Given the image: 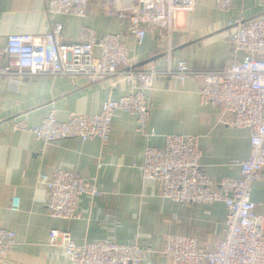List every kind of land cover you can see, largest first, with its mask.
<instances>
[{
  "label": "crops",
  "instance_id": "1",
  "mask_svg": "<svg viewBox=\"0 0 264 264\" xmlns=\"http://www.w3.org/2000/svg\"><path fill=\"white\" fill-rule=\"evenodd\" d=\"M48 1L0 0V47L11 34L43 35L56 24L62 25L65 42H74L82 28H92L98 37L119 35L133 66L158 71L152 89L144 91L155 135L147 140L137 131L136 118L119 111L112 117L106 145L98 139L43 142L30 133L11 132L12 122L34 128L51 111L60 122L72 114L99 113L105 101L116 100L129 89L119 84L113 90L107 81L92 84L51 76L26 77L15 87L0 77V228L15 233V245L0 264H68L59 248L49 244L52 229L67 230L76 244L114 240L146 245L155 251L148 264H169L159 253L168 235L190 236L200 248L214 249L225 230L224 204L163 199L156 183L143 179L137 167L147 145L162 148L166 135L179 134L198 138L200 165L208 177L216 181L239 177L237 164L249 154V131L225 126L216 108L200 104L198 73L221 70L231 61L229 24L264 17V4L231 0V10L222 12L215 8V0H195L192 12L178 13L169 40L148 32L139 44L128 34L125 21L102 12L105 0H90L84 18L50 15ZM181 60L194 73L182 85L166 75ZM59 169L95 180L101 193L99 198L79 200L77 220L66 222L46 214L47 191L38 184V176ZM13 197L19 198L17 212L10 209ZM251 200L255 213L264 217V169L253 185Z\"/></svg>",
  "mask_w": 264,
  "mask_h": 264
},
{
  "label": "built area",
  "instance_id": "2",
  "mask_svg": "<svg viewBox=\"0 0 264 264\" xmlns=\"http://www.w3.org/2000/svg\"><path fill=\"white\" fill-rule=\"evenodd\" d=\"M89 1L49 0L46 9L50 15L84 18ZM194 7L195 0H105L101 10L108 17L125 21L128 34L140 44L148 32L169 40L178 13H190ZM215 8L228 12L232 2L215 0ZM229 27L233 29L229 37L231 61L221 70L198 73L202 79L198 98L201 105L218 110L225 126L249 131V154L237 164L239 177L217 181L208 177L200 165L198 138L179 134L166 135L162 148L147 145L142 164L137 167L143 179L156 183L163 199L178 204L222 203L227 211L223 236L214 249L200 248L190 236H166L159 253L169 264H264V217L255 213L251 200L253 185L264 169V17L235 20ZM62 29L56 24L43 35L7 36L0 47V77L15 87L26 77H75L92 84L107 81L113 90L123 84L129 92L105 101L96 114H72L66 122H60L51 111L34 128L14 121L10 131L30 133L43 142L98 139L106 145L112 117L119 111L136 118L137 131L147 140L153 137L144 91L152 89L158 71L133 66L119 35L98 37L92 28H82L74 42H65ZM192 74L183 60L174 70L166 71L181 85ZM38 184L47 191V216L66 222L80 218L78 203L83 196H101L95 180L86 181L66 169L39 174ZM10 209L19 211V198H12ZM48 239L68 264H148L155 253L137 242L95 240L76 244L67 230L52 229ZM14 245L15 233L0 228V260Z\"/></svg>",
  "mask_w": 264,
  "mask_h": 264
}]
</instances>
